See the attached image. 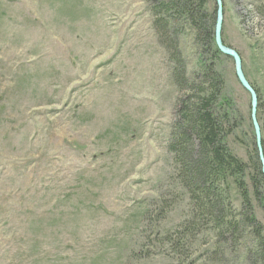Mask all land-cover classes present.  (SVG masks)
Masks as SVG:
<instances>
[{
    "label": "rangeland",
    "instance_id": "obj_1",
    "mask_svg": "<svg viewBox=\"0 0 264 264\" xmlns=\"http://www.w3.org/2000/svg\"><path fill=\"white\" fill-rule=\"evenodd\" d=\"M205 6L213 14L214 0ZM222 7L221 38L257 94L264 140V0ZM152 21L146 0H0V264H213L203 228L181 251L166 242L188 215L168 150L182 94L171 42L196 83L200 60L213 62L229 99L224 142L246 163L250 98L232 60L203 50L184 18L171 17L170 41ZM253 242L244 229L239 250ZM234 252L225 264H259Z\"/></svg>",
    "mask_w": 264,
    "mask_h": 264
},
{
    "label": "trees",
    "instance_id": "obj_2",
    "mask_svg": "<svg viewBox=\"0 0 264 264\" xmlns=\"http://www.w3.org/2000/svg\"><path fill=\"white\" fill-rule=\"evenodd\" d=\"M206 1L146 0L153 14L152 23L162 38L169 40L168 35L174 36L169 30L171 17L184 18L203 50L217 55L221 53L214 43L216 8L213 14H208ZM173 42L169 47L172 59L176 60L173 81L182 94L177 98V119L172 125L168 150L175 164V185L187 193L188 215L166 242L175 251H181L189 247L193 233L203 228L213 237L201 254L203 261L225 264V252L235 251L234 254L241 253V262L248 259L264 264L263 227L255 217L252 203V200L260 201L259 188L264 187L255 142L248 163L229 150L224 142L232 128V125H228L227 130L224 128V124H228L225 109L229 99L221 96L222 81L213 62L200 60L201 79L196 83L195 78L185 75L178 58L177 41ZM261 145L264 155L262 139ZM231 186L239 199L238 208L229 193ZM246 228L254 242L242 252L239 247Z\"/></svg>",
    "mask_w": 264,
    "mask_h": 264
},
{
    "label": "water",
    "instance_id": "obj_3",
    "mask_svg": "<svg viewBox=\"0 0 264 264\" xmlns=\"http://www.w3.org/2000/svg\"><path fill=\"white\" fill-rule=\"evenodd\" d=\"M216 5V16H215V25H214V43L218 51L229 57L233 63L234 75L240 84V86L248 93L250 98V122L253 128L254 142L258 153V158L261 164V173L264 177V155L261 145V131L260 126L257 121L256 112H257V94L253 87L250 85L246 79L243 70L241 59L238 53L232 48L227 47L223 44L221 38L222 22H223V7L222 0H214Z\"/></svg>",
    "mask_w": 264,
    "mask_h": 264
},
{
    "label": "bare ground",
    "instance_id": "obj_4",
    "mask_svg": "<svg viewBox=\"0 0 264 264\" xmlns=\"http://www.w3.org/2000/svg\"><path fill=\"white\" fill-rule=\"evenodd\" d=\"M257 113V112H256Z\"/></svg>",
    "mask_w": 264,
    "mask_h": 264
}]
</instances>
